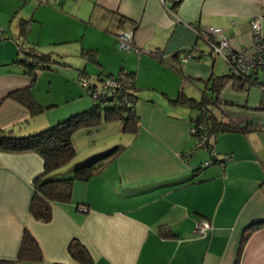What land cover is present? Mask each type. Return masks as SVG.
<instances>
[{"label":"crops","instance_id":"crops-1","mask_svg":"<svg viewBox=\"0 0 264 264\" xmlns=\"http://www.w3.org/2000/svg\"><path fill=\"white\" fill-rule=\"evenodd\" d=\"M258 14L264 32V0H0V128L24 136L87 108L91 99L77 77L91 72H134L139 114L135 137L128 135L126 147L88 179L74 181L70 200L52 203L46 222L30 212L41 154L0 150V259L16 257L27 228L43 260L14 264L70 262L72 237L86 245L93 264H264V126L250 127L264 124V110L252 109L264 105V97L249 98L248 88L233 82L221 88L215 115L241 130L209 137L215 156L190 132L197 109L171 101L182 84L187 96L209 95L206 80L228 71L219 73L213 56L177 57L193 46L209 49L199 31L219 27L233 49L250 48L249 21ZM122 29L133 30L139 53L119 48ZM43 40L79 41L77 66L63 55L37 51ZM65 52L60 54H69L67 47ZM32 53L50 59L39 61ZM62 66L73 69L63 74ZM36 67H48L49 78L63 74L73 96L64 111L55 109L38 124L26 105L7 96L25 87L33 93L35 77L45 73ZM113 123L121 130L119 121ZM199 223L204 233L197 232ZM251 223L260 225L248 230Z\"/></svg>","mask_w":264,"mask_h":264},{"label":"trees","instance_id":"trees-1","mask_svg":"<svg viewBox=\"0 0 264 264\" xmlns=\"http://www.w3.org/2000/svg\"><path fill=\"white\" fill-rule=\"evenodd\" d=\"M31 56L36 57L39 61L50 59L46 53H32ZM202 56L199 52L193 58H201ZM25 57H23V60H27ZM177 57L181 60V55H177ZM227 66L228 71L226 73L211 75L206 80L205 86L211 91L209 95L203 92L199 98L187 96L182 84L177 96L171 100L175 103H188L197 109L195 122L191 126V128H195V131H191V134L196 136L197 143L206 147L213 156L215 155L208 141L211 135L215 136L219 131L241 130V127L228 116V120L223 121L215 115L213 108L220 105L219 93L221 88L227 82H233L244 90L251 85L264 89V74L261 72L250 73L248 76L243 77L232 71L229 64ZM260 74L262 77L259 76ZM107 76L114 81V84L102 87L103 83H101L97 87L98 83L96 81L87 80L86 83H83L91 99V104L87 108L73 112L40 131L18 136L14 135L10 128H0V150L13 152L35 150L42 156V171L32 180L33 195L30 202V212L35 219L49 221L52 217V203L69 201L72 196L74 181L88 179L104 165L107 159L126 147L125 143H112L109 146L91 151L82 160L76 159L70 163L77 150L73 136L78 130L98 129L103 120L106 122L119 121L121 130L131 138H134L137 134L139 114L136 110L137 96L133 91L135 73L121 70L115 75L107 74ZM79 77L82 78L83 75ZM97 79L103 82L105 78L101 75ZM96 90L100 91L99 96L94 95ZM7 96L26 105L31 114H37L44 109V106L35 99L29 87L12 90ZM252 109L264 110V105L255 106ZM262 126L264 124L254 123L250 127ZM202 134L206 135L205 138L202 137ZM257 224L259 223L249 224L248 230L256 227ZM247 235L248 233L242 235L238 253L241 251ZM67 251L71 257L70 262L54 261L50 264H93L88 248L77 237H72L69 240ZM42 260L43 254L38 241L25 228L16 257L14 259H0V263L14 264L21 261Z\"/></svg>","mask_w":264,"mask_h":264},{"label":"rangeland","instance_id":"rangeland-1","mask_svg":"<svg viewBox=\"0 0 264 264\" xmlns=\"http://www.w3.org/2000/svg\"><path fill=\"white\" fill-rule=\"evenodd\" d=\"M66 47L67 50L70 51V53L66 55L60 54L61 52L66 53L65 52ZM35 49L39 52H49L52 54L53 57L55 56L58 57L60 55H63L61 58L70 61V63L74 64L75 66H77L78 64L77 61L81 57L80 55H78V51L80 50L79 41L70 42L68 43V45H66L64 43L50 44L43 40L41 43H38ZM88 63L91 66H95V67L97 66V63H94L92 61H88ZM216 63L219 64L218 67L219 73L223 71H227V64L221 55H217ZM26 67L29 70L28 66ZM36 68H37L36 71L38 70L37 72L45 71V73L42 74L39 73L35 77L36 84L33 87L36 88L33 89L34 96L36 97V99H38V101H41V103L45 105L49 102L57 103L56 106L49 107L48 109L45 107L44 111L42 112L33 115L30 114L29 116L30 120H34L38 124L40 122L44 123L43 121L46 119V116L48 114H52L53 110L56 109L57 111L58 110L64 111L62 109H64L67 106V104L71 103L73 96H71L67 92L69 90H67V88L65 89L66 85L64 84V80L62 76L59 75H63L67 73V71L63 69H73V68L62 66L61 69L65 72L63 74L58 73L59 75H52L51 78H49V75L47 74V71L52 72L49 69H47L48 67L41 69H38L40 67H36ZM26 76L30 77L27 74ZM102 76H104L105 79L108 78L107 74H103ZM259 76L262 77L261 74ZM84 80L96 81L98 83L97 87L100 86L102 80L97 79L96 72H91L87 75H83L82 78L79 76L77 77L78 84L84 89L86 95L88 94L87 96L90 98L88 90L83 85L82 81ZM29 81L30 83L32 82V80L30 79ZM247 92H249L248 94L249 98H255L261 100L262 97H264V89L258 86L256 87V85H251L247 89ZM61 111L57 112V114L60 113ZM100 126L101 127L98 130L97 129H93L92 131L83 130V131H78V133L76 132L74 134L73 139L77 150L70 163L76 159L82 160L84 156H86L88 153H90L93 150L105 146H109L112 143H116V142L125 143L128 140L127 139L128 134L120 130V127L117 126V123L106 122L103 120ZM200 150L201 149H199V152Z\"/></svg>","mask_w":264,"mask_h":264},{"label":"built area","instance_id":"built-area-1","mask_svg":"<svg viewBox=\"0 0 264 264\" xmlns=\"http://www.w3.org/2000/svg\"><path fill=\"white\" fill-rule=\"evenodd\" d=\"M41 3L54 4L58 0H37ZM165 1V0H161ZM177 1V0H174ZM261 14L253 16L250 18V33L252 38V45L250 48L241 47L238 49H233L230 46L229 39L223 33V30L219 27L208 26L203 30L199 31V36H201L207 43L209 49L207 51H201L197 46L191 47V49L185 50L181 54V58L194 57L196 54L201 52L204 56L221 55L226 64H229L236 74L243 77L248 76L254 72H261L264 74V32H262L261 27ZM1 32V28H0ZM118 46L124 50H132L136 53L141 51V48L134 42L133 31L132 30H122L117 34ZM158 56V54H156ZM84 80L83 83H86ZM102 87L114 84L111 78L104 79L102 82ZM95 96L100 95V91H94ZM194 132L195 128H190V132ZM205 134L202 137L205 138ZM211 135L210 137H212ZM198 233L205 232V226L199 223L196 227Z\"/></svg>","mask_w":264,"mask_h":264}]
</instances>
